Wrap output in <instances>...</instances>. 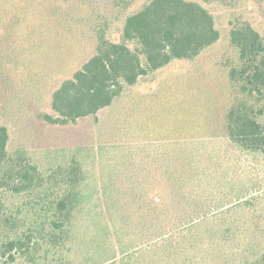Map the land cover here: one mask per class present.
I'll return each instance as SVG.
<instances>
[{
  "label": "rangeland",
  "instance_id": "1",
  "mask_svg": "<svg viewBox=\"0 0 264 264\" xmlns=\"http://www.w3.org/2000/svg\"><path fill=\"white\" fill-rule=\"evenodd\" d=\"M150 1L0 0V125L8 151L43 177L30 194L0 196L72 247L55 251L35 238L33 260L0 264H246L264 251V196L183 228L197 217L195 204H230L250 181L264 184V154L230 147L220 133L233 99L229 70L240 65L231 30L248 23L264 38V0H189L220 32L199 56L124 83L96 115L67 125L40 117L56 114L54 91L102 39L119 42L126 18ZM61 198L70 217L55 229Z\"/></svg>",
  "mask_w": 264,
  "mask_h": 264
},
{
  "label": "trees",
  "instance_id": "2",
  "mask_svg": "<svg viewBox=\"0 0 264 264\" xmlns=\"http://www.w3.org/2000/svg\"><path fill=\"white\" fill-rule=\"evenodd\" d=\"M219 37L214 16L200 3L151 0L126 18L119 42L102 39L97 53L54 91L51 108L56 114L42 113L40 117L51 124L67 125L96 115L120 96L124 83L135 85L140 77L167 67L174 60L194 59ZM231 42L239 50L240 65L229 70L233 99L225 115V129L220 133L230 147L264 154V124L260 119L264 117V38L250 24L244 23L231 30ZM9 139L7 127L0 125V193L30 194L42 186L43 177L37 165L28 161L23 153L16 152L15 155L8 151ZM190 181L186 179L187 183ZM161 182V186H167L165 181ZM251 182L230 204L222 203V198L220 202L206 200L195 204L200 208L196 211L197 217L188 219L183 228L214 214L224 215L264 196V184L258 179ZM218 183L220 180L214 181L212 186L219 189ZM67 205V198L59 200L57 215L62 218L53 221L55 229L62 226V220L70 217L68 209H61ZM30 220L27 212L20 208L9 211L0 196V258L5 257L7 263L24 256L33 260L32 250L38 251L41 247L39 241H33L35 238L48 239L52 250L66 248L71 252L72 247L69 250L59 241V233L47 231L37 221L31 226ZM60 232L64 236V231ZM116 257L114 254L105 261L112 262ZM246 264H264V251L258 259Z\"/></svg>",
  "mask_w": 264,
  "mask_h": 264
}]
</instances>
